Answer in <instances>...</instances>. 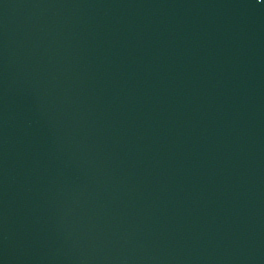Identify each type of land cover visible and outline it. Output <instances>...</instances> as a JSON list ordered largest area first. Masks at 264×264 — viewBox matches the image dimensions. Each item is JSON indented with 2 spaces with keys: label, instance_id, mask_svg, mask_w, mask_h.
Masks as SVG:
<instances>
[{
  "label": "water",
  "instance_id": "water-1",
  "mask_svg": "<svg viewBox=\"0 0 264 264\" xmlns=\"http://www.w3.org/2000/svg\"><path fill=\"white\" fill-rule=\"evenodd\" d=\"M0 264H264L236 0H0Z\"/></svg>",
  "mask_w": 264,
  "mask_h": 264
}]
</instances>
